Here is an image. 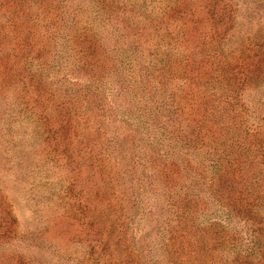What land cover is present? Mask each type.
I'll use <instances>...</instances> for the list:
<instances>
[{"label": "rangeland", "instance_id": "rangeland-1", "mask_svg": "<svg viewBox=\"0 0 264 264\" xmlns=\"http://www.w3.org/2000/svg\"><path fill=\"white\" fill-rule=\"evenodd\" d=\"M0 264H264V0H0Z\"/></svg>", "mask_w": 264, "mask_h": 264}, {"label": "trees", "instance_id": "trees-1", "mask_svg": "<svg viewBox=\"0 0 264 264\" xmlns=\"http://www.w3.org/2000/svg\"><path fill=\"white\" fill-rule=\"evenodd\" d=\"M82 42V41H81Z\"/></svg>", "mask_w": 264, "mask_h": 264}]
</instances>
